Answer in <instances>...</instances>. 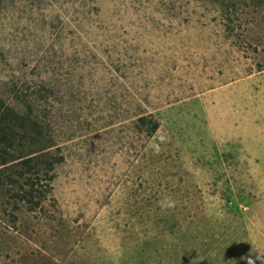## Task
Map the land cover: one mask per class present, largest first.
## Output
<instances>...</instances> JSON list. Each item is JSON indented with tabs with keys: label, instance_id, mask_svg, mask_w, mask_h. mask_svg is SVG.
<instances>
[{
	"label": "rangeland",
	"instance_id": "1",
	"mask_svg": "<svg viewBox=\"0 0 264 264\" xmlns=\"http://www.w3.org/2000/svg\"><path fill=\"white\" fill-rule=\"evenodd\" d=\"M0 95L61 158L2 264H264V0H1Z\"/></svg>",
	"mask_w": 264,
	"mask_h": 264
},
{
	"label": "trees",
	"instance_id": "2",
	"mask_svg": "<svg viewBox=\"0 0 264 264\" xmlns=\"http://www.w3.org/2000/svg\"><path fill=\"white\" fill-rule=\"evenodd\" d=\"M140 122L151 124L150 133L155 132L159 125L157 121L148 120L146 117H141ZM41 136L43 135L40 125L29 117L21 115L0 95V181L3 182L0 186L4 185L5 170L13 168L15 175L10 176L14 177L12 183L17 189L16 193L19 199L25 200L31 209L39 204V200L35 199L39 191L36 185L41 174L52 179L53 175L50 173L61 158H56L53 151L43 154L42 149H31L29 152L19 154H14V152L26 147V142L29 143L27 144L29 147L33 148L34 145L39 144ZM51 147L52 145H47L43 149ZM0 264H2L1 261Z\"/></svg>",
	"mask_w": 264,
	"mask_h": 264
},
{
	"label": "clouds",
	"instance_id": "3",
	"mask_svg": "<svg viewBox=\"0 0 264 264\" xmlns=\"http://www.w3.org/2000/svg\"><path fill=\"white\" fill-rule=\"evenodd\" d=\"M165 136L161 135L158 137L159 143H152L149 145V147L152 149V151L155 154H159V152L161 151V144H163L165 142ZM176 206V201L174 199H172L171 197H165L164 199H162L160 201V207L162 209H172ZM258 259H260V257L258 256ZM248 264H255V261L252 259L248 260Z\"/></svg>",
	"mask_w": 264,
	"mask_h": 264
}]
</instances>
